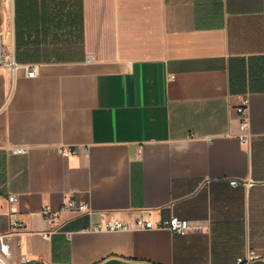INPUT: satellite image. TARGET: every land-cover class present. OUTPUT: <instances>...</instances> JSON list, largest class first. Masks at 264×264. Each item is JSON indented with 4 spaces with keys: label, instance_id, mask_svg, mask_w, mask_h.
Wrapping results in <instances>:
<instances>
[{
    "label": "crops",
    "instance_id": "obj_1",
    "mask_svg": "<svg viewBox=\"0 0 264 264\" xmlns=\"http://www.w3.org/2000/svg\"><path fill=\"white\" fill-rule=\"evenodd\" d=\"M0 44L10 264H264V0H0Z\"/></svg>",
    "mask_w": 264,
    "mask_h": 264
},
{
    "label": "built area",
    "instance_id": "obj_2",
    "mask_svg": "<svg viewBox=\"0 0 264 264\" xmlns=\"http://www.w3.org/2000/svg\"><path fill=\"white\" fill-rule=\"evenodd\" d=\"M20 67L19 62L16 60L13 54H10L6 51L3 44H0V69L8 70L12 76H15ZM28 76L34 77L36 75V68H30L27 70ZM248 102L245 101V105L239 108L240 114L245 118L246 108ZM241 129H247V122L243 119L241 123ZM23 149L17 150V152H23ZM231 186H238L239 182L234 180L230 182ZM75 193L73 192L71 197L62 205L61 212H76V213H88V206L84 203H78L74 198ZM15 197H10V201L14 202ZM44 217L49 222H54L58 214L53 213L49 207L43 208L42 211ZM22 227L17 220L12 222V230H18ZM97 231L103 230L101 226H96L94 228ZM105 230L110 232L117 231H130L133 229H142V230H151V229H164L170 231L172 234H186L191 231H201L203 226L192 224L187 220L180 219L178 217H172L169 220H161L157 223L152 222L151 220L138 219L135 224H130L128 222H107ZM60 232V229H55L49 232L44 233L46 238H50L52 234ZM12 256L11 247L9 244L7 235H0V264H10V259ZM257 257L255 252H251L246 258L240 259L238 264H250Z\"/></svg>",
    "mask_w": 264,
    "mask_h": 264
}]
</instances>
